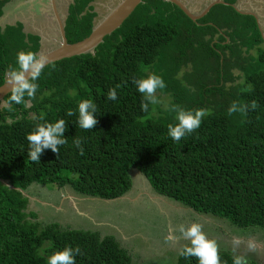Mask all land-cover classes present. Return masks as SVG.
<instances>
[{"label":"trees","instance_id":"1","mask_svg":"<svg viewBox=\"0 0 264 264\" xmlns=\"http://www.w3.org/2000/svg\"><path fill=\"white\" fill-rule=\"evenodd\" d=\"M7 1L0 0V15ZM90 1L68 5L63 26L68 43L89 34L95 17ZM234 1L223 0L227 3L191 20L170 2L142 0L92 53L46 65L31 107L13 103L9 112L0 106V264H47L55 252L77 246L75 264H135L112 235L30 221L34 213L24 211L27 198L20 191L35 182L113 199L129 190L131 168L153 191L193 211L264 229V41L255 18L237 12ZM38 50L39 37L25 32L20 21L0 26V84L9 66L18 67L19 51ZM153 73L166 83L156 93L168 96L155 115L151 105L142 111L143 95L133 82ZM118 84L117 100H108ZM249 86L252 91H244ZM84 99L97 106L93 129L78 124ZM253 100L257 107L246 116L228 115L233 102ZM173 104L211 114L176 142L168 134V125L178 123L169 110ZM68 110L74 114L68 116ZM59 119L67 124V144L59 154L45 149L40 162H32L27 134ZM76 138L83 155L73 144ZM220 255L222 264H233L234 255L223 250ZM174 264L199 262L177 254Z\"/></svg>","mask_w":264,"mask_h":264},{"label":"rangeland","instance_id":"2","mask_svg":"<svg viewBox=\"0 0 264 264\" xmlns=\"http://www.w3.org/2000/svg\"><path fill=\"white\" fill-rule=\"evenodd\" d=\"M118 0H100L94 9L98 18L106 13L108 7ZM245 10L255 13L261 32H264V0H244ZM188 8L195 12L205 0H184ZM66 3L62 0L58 6L65 13ZM96 19V17H95ZM24 30L28 31L27 28ZM38 33H42L37 29ZM54 27L48 32L42 49L52 45ZM45 34V33H44ZM44 40V39H43ZM264 48V42L261 44ZM159 103L151 105L150 113L155 115L157 108L165 106L168 96L157 94ZM129 176L131 186L122 196L113 199L88 197L74 192L65 185L56 188L53 185L30 183L23 191L27 198L24 211L34 216L28 219L39 226L56 223L60 228L90 230L103 235H112L119 245L130 255L135 264H174L178 250L188 241L166 242L169 235L180 236L176 231L180 224L189 225L199 222L209 238L215 239L220 250L232 255V239L238 237L242 243L237 254H243L248 260L264 264V229L250 226L241 228L232 225L224 218L193 211L176 201L170 200L151 189L144 176L131 168ZM257 245L255 251L247 249L248 241Z\"/></svg>","mask_w":264,"mask_h":264},{"label":"clouds","instance_id":"3","mask_svg":"<svg viewBox=\"0 0 264 264\" xmlns=\"http://www.w3.org/2000/svg\"><path fill=\"white\" fill-rule=\"evenodd\" d=\"M16 63L18 67L9 66V71L6 75L7 84L10 85V97L3 102V108L9 112L13 111L12 105L23 104L25 108L31 107L30 100L35 97L38 90L36 81L41 77L44 68L50 63L47 56L38 54L33 51H19L16 56ZM55 68V65H52ZM137 86L138 91L143 95L141 103L142 111L147 112L149 105L159 103L156 92L166 87L163 78L155 73L149 74L146 77L138 78L133 81ZM121 85H116L115 88L109 90L107 99L117 100V88ZM244 91H252L251 86L244 89ZM28 98V101L25 100ZM257 107V102L253 100L251 104H242L233 102L228 108V115L240 113L246 116L249 110H254ZM170 111L176 112L175 125H168V134L176 142L182 138L192 134L198 129L202 123V118L210 115V111L205 108H199L194 111L185 110L179 105H171ZM78 124L82 129H93L97 123L96 104L90 99H84L78 105ZM72 110H68L67 115L72 116ZM40 120H44V114L41 113ZM67 124L64 119H59L54 123L45 121L37 124L34 131L27 134V140L30 145L28 150V157L32 162L39 163L41 154L45 149H51L54 153L59 154L60 146L67 144V139L64 136ZM74 146L83 155L84 149L82 147V140L76 138L73 140ZM176 231L180 236L169 235L166 237V242H177L179 239L188 241V244L179 248L178 254L182 257H195L199 264H222L220 255V245L215 239L209 238L203 231V225L199 222H192L189 225L180 224ZM242 241L238 237L232 239L233 264H248V259L243 254H237L239 246ZM257 245L253 241H248L247 249L255 251ZM81 254V249L77 246L75 248L65 247L63 250L52 254L47 264H75V255Z\"/></svg>","mask_w":264,"mask_h":264},{"label":"water","instance_id":"4","mask_svg":"<svg viewBox=\"0 0 264 264\" xmlns=\"http://www.w3.org/2000/svg\"><path fill=\"white\" fill-rule=\"evenodd\" d=\"M49 1L51 12L53 13V19L55 22L52 27H54L56 33H54V35L50 37L53 41L52 45L47 49H39L37 53L47 56L50 62H53L62 58H67L82 53H92L94 47L102 41V38L116 29L131 13L134 7L142 0H118L113 6L108 7V10L104 15L97 19H93V25L87 36L72 43H68L64 36L63 26L66 13L59 15V13L56 11L54 0ZM164 1L170 2L177 6L191 20H196L197 18L204 15L212 5L224 3L222 0H210L204 5L203 9L198 14H195L188 8L187 3L184 2V0ZM230 5L237 12H239L234 4ZM261 36L264 41V32H261ZM8 92H10V85L7 84V80L5 78L4 82L0 84V105L3 104V96ZM1 182L10 187V185H8L5 181L1 180ZM20 191L21 193H23V190Z\"/></svg>","mask_w":264,"mask_h":264},{"label":"crops","instance_id":"5","mask_svg":"<svg viewBox=\"0 0 264 264\" xmlns=\"http://www.w3.org/2000/svg\"><path fill=\"white\" fill-rule=\"evenodd\" d=\"M62 0H54L56 11L59 13L58 6ZM207 2L204 3V5ZM239 6V5H238ZM66 8V7H65ZM254 13L253 11H251ZM255 14V13H254ZM61 15V14H59ZM54 22L53 13L51 12V6L49 0H9L1 7L0 26L5 24H13L15 21H20L24 28L28 31L25 32H38L47 33L51 30L52 26L46 24L49 20ZM31 23L35 24V28H30ZM45 25V26H44Z\"/></svg>","mask_w":264,"mask_h":264},{"label":"flooded vegetation","instance_id":"6","mask_svg":"<svg viewBox=\"0 0 264 264\" xmlns=\"http://www.w3.org/2000/svg\"><path fill=\"white\" fill-rule=\"evenodd\" d=\"M65 3H66V8H65V13H66V11H67V7H68V5L69 4H71L72 2H73V0H63ZM100 0H91L90 2H89V4L91 5V7H92V10L95 12V17H96V19L98 18L97 16H98V14H97V12H96V10L94 9V3L98 6L99 4H101V2H99ZM107 1V4H109L110 5V2H111V0H106ZM210 0H205V2H209ZM223 1V0H222ZM205 2H202V7L199 9V10H197V11H195V12H193V13H195V14H198L202 9H203V7H204V3ZM224 3H227V2H224ZM232 4H234L235 6H236V8L238 9V11L240 12V13H243V14H248V13H252L250 10H245L244 9V7H245V1L244 0H235ZM58 4H57V2H56V6H57ZM239 5V6H238ZM59 14H61V12H59ZM250 15H252L254 18H255V21H256V19H257V21H256V23H257V25H258V27H259V24H258V18L255 16V14L254 13H252V14H250ZM95 17L93 18V19H95ZM198 19V18H197ZM49 20V19H48ZM46 24H48V25H50V27L51 26H53L54 25V23H53V21H52V19H51V21L49 20V21H47V23H45V25ZM44 25V26H45ZM31 27H33V30H34V27H35V24H33V23H31V26H30V28ZM36 28V27H35ZM37 29V28H36ZM259 29L261 30V28L259 27ZM50 31V30H49ZM29 33H32V34H36L38 37H39V49L41 50L43 47V45H44V43H45V39H46V37H48L49 36V34H47V33H45V34H43V33H38V32H35V33H33V32H31V30H30V32ZM44 39V40H43ZM47 40V39H46Z\"/></svg>","mask_w":264,"mask_h":264}]
</instances>
